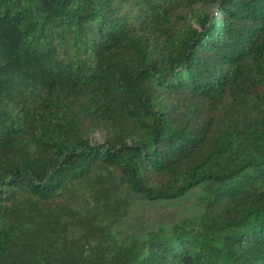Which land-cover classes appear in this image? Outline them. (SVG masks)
Returning a JSON list of instances; mask_svg holds the SVG:
<instances>
[{
  "label": "trees",
  "instance_id": "obj_1",
  "mask_svg": "<svg viewBox=\"0 0 264 264\" xmlns=\"http://www.w3.org/2000/svg\"><path fill=\"white\" fill-rule=\"evenodd\" d=\"M0 264H264V0H0Z\"/></svg>",
  "mask_w": 264,
  "mask_h": 264
},
{
  "label": "rangeland",
  "instance_id": "obj_2",
  "mask_svg": "<svg viewBox=\"0 0 264 264\" xmlns=\"http://www.w3.org/2000/svg\"><path fill=\"white\" fill-rule=\"evenodd\" d=\"M210 12V9L197 7L188 15V23L195 27L196 19ZM216 11H214L215 15ZM102 140L100 135H95ZM199 189L192 190L185 197L176 201L167 202H146L138 201L132 207L129 215L116 228V235L119 241L127 242L144 236L149 231L157 230L161 227L170 228L185 218H191L199 213L196 205V198Z\"/></svg>",
  "mask_w": 264,
  "mask_h": 264
}]
</instances>
